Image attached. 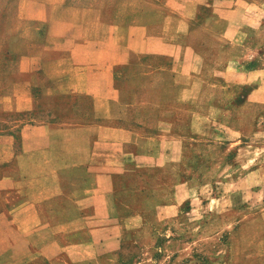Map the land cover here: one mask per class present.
I'll use <instances>...</instances> for the list:
<instances>
[{"label":"crops","instance_id":"1","mask_svg":"<svg viewBox=\"0 0 264 264\" xmlns=\"http://www.w3.org/2000/svg\"><path fill=\"white\" fill-rule=\"evenodd\" d=\"M262 3L0 0V264L94 261L101 166L145 142L162 152L175 106L207 83L199 54L263 27ZM262 234L231 264H264Z\"/></svg>","mask_w":264,"mask_h":264},{"label":"rangeland","instance_id":"2","mask_svg":"<svg viewBox=\"0 0 264 264\" xmlns=\"http://www.w3.org/2000/svg\"><path fill=\"white\" fill-rule=\"evenodd\" d=\"M250 23L217 41L231 51L199 54L191 71L207 83L197 104L175 106L162 152L145 142L101 166L92 230L105 238L80 264L242 263L263 236L264 26Z\"/></svg>","mask_w":264,"mask_h":264}]
</instances>
